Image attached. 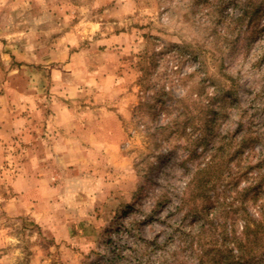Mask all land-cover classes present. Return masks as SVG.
I'll use <instances>...</instances> for the list:
<instances>
[{"label": "rangeland", "instance_id": "obj_1", "mask_svg": "<svg viewBox=\"0 0 264 264\" xmlns=\"http://www.w3.org/2000/svg\"><path fill=\"white\" fill-rule=\"evenodd\" d=\"M221 2L0 0V264H198L168 239L188 226L175 206L209 156L162 129L174 102L156 94L182 96L205 60L236 84L216 136L264 132V12L231 34ZM168 44L193 53L159 59L145 91L139 58Z\"/></svg>", "mask_w": 264, "mask_h": 264}, {"label": "trees", "instance_id": "obj_2", "mask_svg": "<svg viewBox=\"0 0 264 264\" xmlns=\"http://www.w3.org/2000/svg\"><path fill=\"white\" fill-rule=\"evenodd\" d=\"M263 4L264 0H222L216 18H224L222 7H233L226 19L231 22L228 32L235 34L244 24H253L261 17ZM231 34H226L224 44L234 42ZM173 52L174 59L189 58L193 53L188 46L168 44L160 52L140 56L143 75L138 83L145 91L152 85L159 59ZM199 65L198 70L180 79L182 96L172 97L166 85L156 94L162 105L168 100L174 102L172 107L162 108L169 120L162 129L180 139L193 137L186 145L189 150L194 146L190 159L204 152L209 156L192 171L175 206V212L185 210L188 226L175 228L168 241L181 242L198 264H264V132L255 135L250 129L242 134L216 136L223 113L233 109L238 100L236 84L226 74H210L205 60H200ZM158 101L142 102L135 115L153 109ZM241 113L247 115L246 110ZM256 145L262 148L260 152ZM201 147L203 151L198 153L196 149ZM218 184L222 186L220 191ZM170 201L169 191L164 190L156 196L155 206L159 208Z\"/></svg>", "mask_w": 264, "mask_h": 264}]
</instances>
